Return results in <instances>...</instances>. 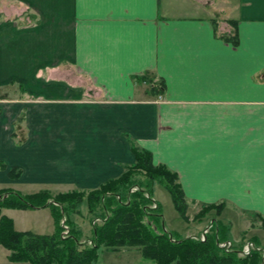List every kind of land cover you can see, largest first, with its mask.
I'll use <instances>...</instances> for the list:
<instances>
[{"label":"crops","instance_id":"obj_1","mask_svg":"<svg viewBox=\"0 0 264 264\" xmlns=\"http://www.w3.org/2000/svg\"><path fill=\"white\" fill-rule=\"evenodd\" d=\"M9 1L11 14L0 10L4 198L91 192L120 178L140 148L178 175L195 209L225 204L231 229L228 210L264 219V0ZM235 35L238 44L226 39ZM87 211L77 215L90 217L82 242L93 239ZM1 213L17 232L55 233L48 206ZM9 255L1 246L0 264H15Z\"/></svg>","mask_w":264,"mask_h":264},{"label":"trees","instance_id":"obj_2","mask_svg":"<svg viewBox=\"0 0 264 264\" xmlns=\"http://www.w3.org/2000/svg\"><path fill=\"white\" fill-rule=\"evenodd\" d=\"M238 44V37H226ZM145 78V77H144ZM146 79V78H145ZM161 89H165L163 84ZM136 163L118 179L111 180L91 192H72L52 195L44 191L23 196L0 191V245L10 252L9 261L15 264H98L104 251L138 250L144 264H264L262 253L239 257L241 248L231 253L219 247L230 240L231 228L220 221L225 204L204 206L194 220L202 223L213 218L218 224L205 242L193 239H174L162 232V210L149 209L154 188L160 184L171 195L173 204L184 222H190V204L179 183L178 175L164 165L156 166L152 154L134 148ZM138 187L137 192L131 191ZM50 207L55 222L53 235L17 232L11 219L2 216L5 208L26 210ZM86 206L92 220H103L93 229L92 244L81 241V234L72 220ZM66 218L71 235L62 237V220ZM264 224V219L259 217ZM258 246L259 241H254Z\"/></svg>","mask_w":264,"mask_h":264},{"label":"rangeland","instance_id":"obj_3","mask_svg":"<svg viewBox=\"0 0 264 264\" xmlns=\"http://www.w3.org/2000/svg\"><path fill=\"white\" fill-rule=\"evenodd\" d=\"M0 10L3 13L11 14L10 1L9 0H0ZM154 193H155L154 196H151V198H153L155 203L158 205V209H159L160 204L162 206L161 210H162V216H163V225H161V229H160L162 232L169 234L174 239L193 238V239L201 241L202 235L212 225L213 226L211 227L210 232L207 234V237H208V235H211L213 233V231H215V228L217 227V224H218V222L215 219L209 218V219L203 221L202 223L194 220V216L196 215V213L200 212L199 211V210H201L200 208L195 209L194 205H191L189 207L188 214L190 216V222L186 223L182 220V218L178 214L177 210L175 209L171 195L167 192L166 189H164V187L162 185H160V184L156 185L154 188ZM152 205H153V202H151L149 204V207H151V209H152ZM158 209H156V210H158ZM156 210H152V211H156ZM86 211H87V209L85 211L82 210V213H81L82 217L86 216L85 215ZM227 212H228V215L233 220L235 219V222H233L234 227L230 231V240L225 241V242H231L233 244V250H234V247H238V248H241L240 249V251H241L243 249V247L245 246V244L247 242L251 241L257 247V250L254 251L252 253V255L254 253H262L263 258H264V224L263 223L261 224V222L258 218L254 219L252 217H246L247 220H245V222H244V220L239 218L235 212H232L231 210H228ZM46 213H48L50 215V212H46ZM46 213H45V219H47ZM82 217H81V219H77V215H73V218L75 220L77 219L81 223V224L80 223L79 224L81 225L83 230L86 231V233L82 235L81 241L87 240V239H89V237H91L90 226H89V224H90L89 218L90 217H88V219H83ZM50 218H51V220H50ZM50 218H48V220L50 222L52 221V223H53L52 216ZM222 218H223L222 216L219 217L220 221H222ZM250 223H257V226L259 224L260 225L259 228H261V229L259 230L257 228L254 231V228H251V230H250L251 234L250 235H248L247 233L244 234L243 230L246 228V226H249ZM254 226H256V225H254ZM47 228H49V227H47ZM47 230L48 229H46V232H51V231H47ZM83 230H82V232H84ZM82 232H81V234H82ZM231 232L234 235H232ZM254 235H257L259 237L260 241L257 238H255ZM207 237H206V240H207ZM255 240L259 241L261 243V245L258 246L254 242ZM85 243H88V242H85ZM221 243H223V242H220L218 244L219 247H220ZM221 249L223 251L227 252L223 248H221ZM1 251H3V250H1ZM123 251H128V252L106 253L107 251H104L101 254V258H100L99 262H112L114 264H129L135 260V257L141 256V253L138 250H123ZM104 253H106V254L103 255ZM227 253H231V252H227ZM238 254H239V257H242L240 255V252ZM141 257H140V259H137V260H142Z\"/></svg>","mask_w":264,"mask_h":264},{"label":"built area","instance_id":"obj_4","mask_svg":"<svg viewBox=\"0 0 264 264\" xmlns=\"http://www.w3.org/2000/svg\"><path fill=\"white\" fill-rule=\"evenodd\" d=\"M138 190H139L138 188H134L132 190V193L137 192ZM147 197L149 198V196H147ZM152 202H153L152 210L158 209V205L155 203V201L152 200ZM97 222L101 223L102 221L100 219H98ZM62 227H63V234H62L63 238L69 237V235H70V227L67 224L66 218L62 221ZM211 227L208 230H206L205 233L202 235L201 241H203V242L206 241L207 234L210 232ZM220 247L223 248L224 250H226L227 252H232L233 251V244L231 242H223V243L220 244ZM256 250H257V247H256V245L253 242H247L245 244V246L243 247V249L240 251V255L242 257H244V258L245 257H249Z\"/></svg>","mask_w":264,"mask_h":264}]
</instances>
